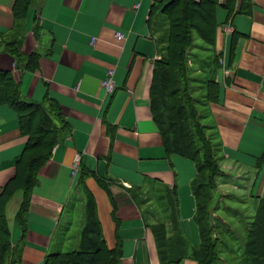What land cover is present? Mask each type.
<instances>
[{
  "label": "crops",
  "instance_id": "obj_1",
  "mask_svg": "<svg viewBox=\"0 0 264 264\" xmlns=\"http://www.w3.org/2000/svg\"><path fill=\"white\" fill-rule=\"evenodd\" d=\"M19 1L0 0V71L13 75L25 100L60 107L67 130L40 170L25 231L16 221L22 192L8 204L18 264L78 248L85 188L121 264H199L191 253L202 245L199 170L167 151L152 111L156 64L167 49L166 24L151 18L160 0H24L18 17ZM226 1L217 8L218 99L200 114L222 170L215 196L246 214L264 198V0ZM27 143L17 111L0 104V196ZM213 215L230 226L215 208Z\"/></svg>",
  "mask_w": 264,
  "mask_h": 264
},
{
  "label": "trees",
  "instance_id": "obj_2",
  "mask_svg": "<svg viewBox=\"0 0 264 264\" xmlns=\"http://www.w3.org/2000/svg\"><path fill=\"white\" fill-rule=\"evenodd\" d=\"M19 2L16 8L18 17L25 11L24 0ZM219 5L218 0H160L156 2L151 17L166 24L167 39L166 55L156 64L151 90L154 118L167 151L193 160L199 170L194 187L198 202L196 219L201 226L202 245L197 251L191 250L199 264H216L220 259L221 239L212 206L222 170L202 124L198 101L193 96L197 81L192 80V75L196 73L191 55L197 37L215 50V54L202 67L204 79L200 82V89H203V104L217 101L219 87L214 77L221 65L220 55L215 49ZM155 26L159 28L157 23ZM21 93L20 85L13 75L0 71V104L7 103L17 111L22 132L28 137L26 150L18 162L17 174L0 196V264H18L19 261L11 246L13 241L8 204L22 192L16 221L25 231L26 217L39 182L40 170L51 158L54 147L60 143L67 130L60 107L52 104V110H46L39 103L25 100ZM85 195L84 225L78 248L68 253L50 255L45 264H121L119 248L110 249L104 239L94 195L87 188ZM249 209L253 215L246 225L242 264H264V198ZM163 229L162 225L155 227L158 238L164 235Z\"/></svg>",
  "mask_w": 264,
  "mask_h": 264
},
{
  "label": "rangeland",
  "instance_id": "obj_3",
  "mask_svg": "<svg viewBox=\"0 0 264 264\" xmlns=\"http://www.w3.org/2000/svg\"><path fill=\"white\" fill-rule=\"evenodd\" d=\"M215 54V50H212V48L204 43L201 39L198 37L194 41V45L192 47V55L191 59L194 61V73H196V77L192 75V80L197 81L194 86L195 88V94L193 95L195 99L198 101L197 106L201 110V107L203 105V97L201 93H203V89H200L201 85L200 82L204 79V62H207L211 56ZM82 190V189H81ZM231 203V202H230ZM229 206V209L227 208ZM224 202L221 203L218 200V197L215 196V200L213 203V208H215L216 214L224 215L230 222V226L227 227L226 225H223L221 222H217V231L220 234V242H219V257L222 259L219 264H242V260L244 257V248H243V240L245 238L246 233V226L244 224V220L246 216L249 214L244 211L239 212L240 208L242 207L239 204H228ZM239 210V211H238ZM252 214V210H249ZM236 216L239 218V221H236ZM252 219L248 218L245 220V223L247 225L248 222H250ZM72 239H66L65 244V251L69 250L73 246L69 243H66ZM71 245V246H70ZM72 250L69 251H73ZM224 261V262H223Z\"/></svg>",
  "mask_w": 264,
  "mask_h": 264
},
{
  "label": "built area",
  "instance_id": "obj_4",
  "mask_svg": "<svg viewBox=\"0 0 264 264\" xmlns=\"http://www.w3.org/2000/svg\"><path fill=\"white\" fill-rule=\"evenodd\" d=\"M219 1V3H221V4H223L226 0H218ZM117 38L119 39V40H122L123 39V34H117ZM109 74L111 75V77L113 76V71H110L109 72ZM104 86H105V88H106V90H107V92L109 93V94H112V93H114V89H116V84H115V82L113 81V79H109L108 81H105L104 82ZM79 166H80V157H78V159L75 161V164H74V166H73V170L75 171V173L77 172V170L79 169ZM128 186V185H127Z\"/></svg>",
  "mask_w": 264,
  "mask_h": 264
}]
</instances>
